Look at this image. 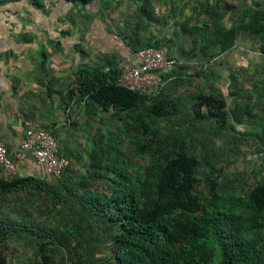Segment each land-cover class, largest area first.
Instances as JSON below:
<instances>
[{
    "label": "rangeland",
    "instance_id": "obj_1",
    "mask_svg": "<svg viewBox=\"0 0 264 264\" xmlns=\"http://www.w3.org/2000/svg\"><path fill=\"white\" fill-rule=\"evenodd\" d=\"M118 14L117 44L161 43L184 72L164 89L167 114L154 116L150 101L128 114L69 95V111L58 122L69 164L60 179H42L58 195L0 191V224L44 231L60 245L47 247L44 263L37 235L9 233L0 237L7 264H115L119 224L85 209L71 192L107 189L113 178L146 210L158 173L181 146L196 159L195 192L210 211L220 200L235 204L264 185V0H127ZM200 95L223 100L225 117L212 116ZM117 161L126 180L113 173ZM209 241L219 262L216 237Z\"/></svg>",
    "mask_w": 264,
    "mask_h": 264
},
{
    "label": "trees",
    "instance_id": "obj_2",
    "mask_svg": "<svg viewBox=\"0 0 264 264\" xmlns=\"http://www.w3.org/2000/svg\"><path fill=\"white\" fill-rule=\"evenodd\" d=\"M119 72L117 66L78 68L73 72L75 89L71 90V85L67 97L71 95L73 99L77 92L82 103L128 114L142 109L150 101L149 109L154 116L167 114L170 102L163 94L165 88L157 96L140 95L118 84ZM182 75L184 72L176 69L166 77ZM199 99L202 105L209 107L212 116L225 117L223 100L204 95ZM214 108L219 111H212ZM196 164V159L181 146L158 173L155 200L146 210H142L139 201L125 193L113 178L107 189L95 188L83 194L71 192L82 207L119 224L115 238V264H264V185L235 204L220 200L210 211L206 207L207 199L195 192ZM113 170L119 180L127 179L121 162L117 161ZM16 189H37L53 197L58 195L54 187L34 176H16L10 182L0 181V191L8 193ZM238 207L243 212H237ZM9 233L37 235L38 252L44 263H49L47 247L60 245L55 236L44 231L0 224V237L6 238ZM211 235L216 237L222 256L219 262L215 260L209 241ZM0 264H7L1 252Z\"/></svg>",
    "mask_w": 264,
    "mask_h": 264
},
{
    "label": "crops",
    "instance_id": "obj_3",
    "mask_svg": "<svg viewBox=\"0 0 264 264\" xmlns=\"http://www.w3.org/2000/svg\"><path fill=\"white\" fill-rule=\"evenodd\" d=\"M126 1L0 0V141L10 156L19 150L27 119L53 130L63 148L58 122L69 111L74 71L135 62L115 40ZM16 169L19 177L42 178L30 157L17 161Z\"/></svg>",
    "mask_w": 264,
    "mask_h": 264
},
{
    "label": "built area",
    "instance_id": "obj_4",
    "mask_svg": "<svg viewBox=\"0 0 264 264\" xmlns=\"http://www.w3.org/2000/svg\"><path fill=\"white\" fill-rule=\"evenodd\" d=\"M135 56L134 63L120 67L118 84L144 96H157L174 77L166 74L177 69V62L169 56L168 48L146 46L137 50L128 47ZM30 157L42 170V178H61L69 160L61 152L53 130L45 129L33 119L24 122V133L19 150L9 155L6 146L0 141V181L10 182L17 176L16 162Z\"/></svg>",
    "mask_w": 264,
    "mask_h": 264
}]
</instances>
